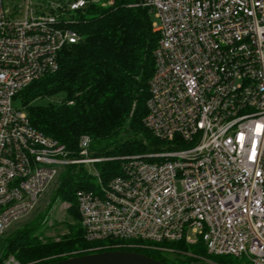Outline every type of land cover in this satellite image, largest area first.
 I'll use <instances>...</instances> for the list:
<instances>
[{
    "label": "built area",
    "instance_id": "1",
    "mask_svg": "<svg viewBox=\"0 0 264 264\" xmlns=\"http://www.w3.org/2000/svg\"><path fill=\"white\" fill-rule=\"evenodd\" d=\"M89 3L114 0H0V239L62 170L102 160L88 156L89 135L75 156L13 104L82 39ZM131 6L149 9L159 35L144 124L164 143L119 157L106 179L89 171L95 185L77 191L76 205L86 240L104 244L85 251L201 241L212 255L264 264V0ZM0 264L33 262L7 254Z\"/></svg>",
    "mask_w": 264,
    "mask_h": 264
},
{
    "label": "trees",
    "instance_id": "2",
    "mask_svg": "<svg viewBox=\"0 0 264 264\" xmlns=\"http://www.w3.org/2000/svg\"><path fill=\"white\" fill-rule=\"evenodd\" d=\"M139 1L114 0L109 7L89 3L80 12L81 21L76 25L82 39L62 49L58 70L31 83L14 98L21 100L34 128L64 144L75 156L79 138L89 135L92 139L90 156L108 158L97 163V170L104 179L119 172L118 158L122 155L154 151L164 143L144 124L148 83L154 71L159 35L152 29L154 19L149 9L131 6ZM53 95L59 100L34 104ZM75 166L66 167L71 182H65L70 189L64 194L72 202L71 212L76 223L68 225L69 231L58 240L47 238L45 242L40 234L30 232L33 228L19 230L6 237L7 247L0 259L14 254L22 262L47 264L88 254L86 249L104 244L89 242L84 236L76 193L93 188L95 179L82 166ZM137 244L124 243L118 250L143 253L164 264H178L175 254L169 250L193 249L206 254L201 241L196 245L184 241ZM217 256L227 264H235L232 259L226 260L227 255ZM243 264L249 262L246 260Z\"/></svg>",
    "mask_w": 264,
    "mask_h": 264
},
{
    "label": "rangeland",
    "instance_id": "3",
    "mask_svg": "<svg viewBox=\"0 0 264 264\" xmlns=\"http://www.w3.org/2000/svg\"><path fill=\"white\" fill-rule=\"evenodd\" d=\"M114 4V3H113ZM112 4V5H113ZM103 6V5H102ZM108 5L106 7H109ZM25 8V7H23ZM154 19V17H153ZM152 29L154 32V26L152 24ZM59 98L56 95L49 96L46 98H41L34 102L35 105H45L50 102H56ZM13 104L16 107H22V102L20 99H14ZM157 147H161L158 145ZM155 151V150H154ZM149 151V152H154ZM147 153V152H145ZM88 156H90V152H88ZM123 156V155H122ZM126 156V155H125ZM97 158V157H96ZM102 160L108 159L103 157H98ZM101 160V161H102ZM98 161L97 163H99ZM97 163L91 166L90 164H78L75 168L82 166L86 171H94L93 169H97ZM68 177V169H64L61 171L57 179L47 188V190L41 195L39 201L36 203L35 209H33L26 216L21 217L16 223H14L11 228L7 231L6 234L2 236L0 239V258L5 252L7 247V239L6 237L11 236L12 234L17 233L19 230H27L32 229L30 232L35 235H41L40 239L44 242L47 238H55L58 240L59 236L67 233L69 231L68 225H74L76 223V219L74 214L71 212L72 210V202L69 201L65 194L70 188L68 185H65L67 182H71V179H66ZM66 182V183H65ZM178 189H181V186H177ZM73 190V189H72ZM71 190V191H72ZM69 192V191H68ZM73 193V192H72ZM189 236L192 240H198V234L189 231ZM197 243L189 244L196 245ZM171 253H174V258H177L178 264H227L217 255L210 254L206 249V254L199 253L195 250H169ZM52 257H48L45 259H51ZM238 257L226 256V260H233L235 264H243L247 259L241 260L237 259ZM248 261V260H247ZM232 264L231 262H228Z\"/></svg>",
    "mask_w": 264,
    "mask_h": 264
},
{
    "label": "water",
    "instance_id": "4",
    "mask_svg": "<svg viewBox=\"0 0 264 264\" xmlns=\"http://www.w3.org/2000/svg\"><path fill=\"white\" fill-rule=\"evenodd\" d=\"M47 264H164L143 253L127 250H107L73 256Z\"/></svg>",
    "mask_w": 264,
    "mask_h": 264
}]
</instances>
